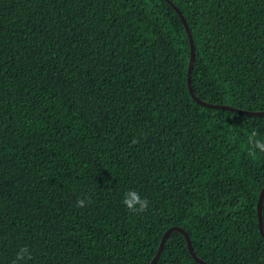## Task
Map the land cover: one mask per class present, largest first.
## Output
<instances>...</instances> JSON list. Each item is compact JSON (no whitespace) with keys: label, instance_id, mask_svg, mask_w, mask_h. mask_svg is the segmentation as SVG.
Listing matches in <instances>:
<instances>
[{"label":"trees","instance_id":"1","mask_svg":"<svg viewBox=\"0 0 264 264\" xmlns=\"http://www.w3.org/2000/svg\"><path fill=\"white\" fill-rule=\"evenodd\" d=\"M172 1L197 96L264 110V0ZM190 55L168 0H0V264H150L173 225L264 264V115L197 101ZM156 264L203 263L174 230Z\"/></svg>","mask_w":264,"mask_h":264},{"label":"water","instance_id":"2","mask_svg":"<svg viewBox=\"0 0 264 264\" xmlns=\"http://www.w3.org/2000/svg\"><path fill=\"white\" fill-rule=\"evenodd\" d=\"M168 1L173 4V6L177 9V11L179 12V14L181 15V17H182V19L184 21V24H185L186 31L188 33L189 39H190L191 55H190V62H189L187 77H188L189 89H190L193 97L197 101L201 102L204 105H208V106H212V107H216V108L232 109V110H235V111H238V112H241V113H245V114H248V115H264V110H251V109H246V108H243V107H237V106L231 105V104L208 102V101H205V100L200 99L197 96V94L195 93V90L193 88V83H192V71H193V66H194V61H195V54H196L193 33H192V30H191V28L189 26V23H188L185 15L182 13L181 9L176 4H174L172 0H168ZM263 200H264V187L262 188V190L260 192V196H259L258 204H257V207H258V217H259V227H260L261 234L264 236V220H263V210H262V208H263ZM174 230H179V231H181L186 236V239H187V242H188V247H189L192 255L199 262H201L203 264H210L209 262H207L206 260H204L203 258H201L195 252L194 246H193V243H192V239H191L189 233L182 226H179V225H173V226L169 227L164 232V234L162 236V239H161V242H160V245H159V248H158V251L155 254V256L153 257V259H152V261H151L150 264H156L157 263L160 255H161V253H162V251L164 249V245H165V242H166L168 236Z\"/></svg>","mask_w":264,"mask_h":264},{"label":"clouds","instance_id":"3","mask_svg":"<svg viewBox=\"0 0 264 264\" xmlns=\"http://www.w3.org/2000/svg\"><path fill=\"white\" fill-rule=\"evenodd\" d=\"M257 133L253 131L250 134V143L252 148L250 149V154L255 155V148H259L260 150L264 151V141L256 139ZM123 204L125 207L132 213H143L147 210L149 201L147 198H142L138 192L135 190H128L124 193ZM78 207H85L86 201L85 199H78L77 200ZM27 256L28 259H31V253L28 251L27 248H22L16 255V259L13 264H19L20 261L24 260Z\"/></svg>","mask_w":264,"mask_h":264}]
</instances>
